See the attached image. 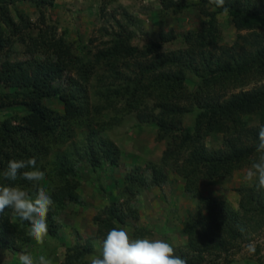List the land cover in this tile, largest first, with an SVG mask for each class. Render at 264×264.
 Here are the masks:
<instances>
[{
    "label": "trees",
    "instance_id": "16d2710c",
    "mask_svg": "<svg viewBox=\"0 0 264 264\" xmlns=\"http://www.w3.org/2000/svg\"><path fill=\"white\" fill-rule=\"evenodd\" d=\"M20 1L0 0V109H19L0 123V170L10 159L37 161L46 177L41 185L11 183L33 199L39 189L51 196L47 235L65 239L56 216L69 204L80 205V169L98 179L99 172L117 164L121 149L102 135L107 132L106 118L120 122L134 114L137 124L147 123L155 128L156 138L166 142L160 164L184 178V190L196 201L193 212L180 223L186 243L172 246L174 254L186 264H218L222 259L233 264L223 254L242 237L245 216L264 219V203L250 198L254 205L241 203V215L227 203L203 195L198 183L226 178L257 156V132L264 125V0H225L223 8L213 0H196L194 6L160 0L152 22L192 7L205 18L199 29L181 36V49L166 51L165 44L175 37L163 30L148 44L133 46L124 19L114 24L119 31L87 56L59 29V23L46 16L54 0H33L35 19L18 11ZM115 2L100 0V6ZM221 15L237 32L252 31L255 37L237 34L230 46H220ZM14 52L27 58L17 60ZM192 78L197 83L189 91L187 82ZM254 82L261 84L222 96ZM8 88L11 91H4ZM55 98L59 110L45 103ZM194 111L195 124L185 125ZM219 136L223 147L206 144ZM147 167L153 184L165 180L159 164ZM145 184L142 168L134 166L118 184L106 188L109 202L98 207L93 217L96 235L67 246L58 264H90L113 227H129L130 239L151 237L150 231L132 225L137 215L130 196ZM29 232L30 227L21 226L7 209L0 213V247L22 251L32 240Z\"/></svg>",
    "mask_w": 264,
    "mask_h": 264
},
{
    "label": "rangeland",
    "instance_id": "374dc122",
    "mask_svg": "<svg viewBox=\"0 0 264 264\" xmlns=\"http://www.w3.org/2000/svg\"><path fill=\"white\" fill-rule=\"evenodd\" d=\"M107 2L109 0H106ZM117 3L107 4L103 9L100 0H54L53 6L45 10V14L51 22L59 23V29H64L67 37L76 41L75 46L83 56L93 54L97 48L106 44L111 33L119 31L115 22L127 19L126 29L132 34L133 46L142 47L157 37L160 30L169 31L175 37L174 41L165 44L166 51L181 49V36L188 30H197L201 27L204 17H201L194 7L182 9L178 13H172L164 18L158 19L159 23L152 22V13L161 7L160 0H116ZM185 5H193L196 0H181ZM106 3V2H105ZM194 6V5H193ZM18 11L27 13L30 18L35 19L38 11L35 10L33 0H22L17 3ZM218 29L221 33L219 45L230 46L236 35H245L248 39L255 37L252 31L237 32L233 26L226 21L225 15H221ZM120 24V23H119ZM264 40V35H262ZM13 57L17 60L27 58L23 53H15ZM2 57H0V60ZM197 80L189 79L187 89L195 88ZM259 83L247 84L244 87L237 86L228 91L224 97L232 93H240L253 87H259ZM4 91H11V88ZM48 107L59 110L57 98L45 102ZM14 111L19 109L1 108L0 123L8 118ZM196 111L189 114V120L185 125H194ZM107 135L120 149V157L117 164L111 166L108 171L99 172L96 176H88L80 169L81 203L79 206L69 204L59 215L56 216L60 224V232L65 239L50 238L44 236L42 243L31 240L22 251L14 248L0 247V263L19 264V254L32 255L34 258L44 255L50 264H58L62 261L65 248L78 242L81 244L86 237L96 235L97 225L93 217L98 207H103L109 202L106 188L121 181L122 176L134 166H140L143 171L145 186L131 195V207L136 212L133 227L144 229L152 233L149 239H164L171 246L183 247L186 240L179 233L180 223L193 212L196 204L191 194L184 190V178L169 167L160 164L161 157L166 148V142L156 138L155 128L147 123H136L135 115H130L116 122L109 116L104 121ZM257 124V123H256ZM223 138L207 139L206 144L214 147H223ZM186 155V154H185ZM183 158V157H182ZM256 156L250 158L253 161ZM149 164H159L166 178L159 184L151 182V170ZM251 164V163H250ZM249 165L237 169L226 178L201 179L198 183L200 192L206 197H212L227 203L233 210L243 215L241 203L254 205L249 199L258 198L264 203V188L258 187L254 181H246L244 175ZM100 185V186H99ZM99 186V187H98ZM105 188V190H103ZM125 222L128 224L129 219ZM130 236V228H127ZM242 237L232 241L226 253L233 264H264V219L245 216ZM72 236L70 237V233ZM77 233V234H75ZM64 238V237H63ZM99 239H95L98 244ZM254 249V251L252 250ZM98 255V249L96 256ZM96 256H93L96 257ZM218 264H225L224 260H218Z\"/></svg>",
    "mask_w": 264,
    "mask_h": 264
},
{
    "label": "clouds",
    "instance_id": "9594fccd",
    "mask_svg": "<svg viewBox=\"0 0 264 264\" xmlns=\"http://www.w3.org/2000/svg\"><path fill=\"white\" fill-rule=\"evenodd\" d=\"M213 3L223 8L225 0H213ZM223 10L226 12L227 8ZM257 141V156L251 162L244 179L254 181L258 187L264 188V125L259 126ZM45 179L36 160L10 159L6 167L0 170V213L7 209L21 226H29V236L38 244L42 243L48 232L47 214L53 204L51 196L39 189L33 199L27 191L11 182L23 181L26 185L38 187ZM19 264L50 262L44 255L34 258L32 255L19 254ZM90 264H186V260L175 255L171 244L164 239H130L123 227H113L103 239L99 256L92 258Z\"/></svg>",
    "mask_w": 264,
    "mask_h": 264
}]
</instances>
